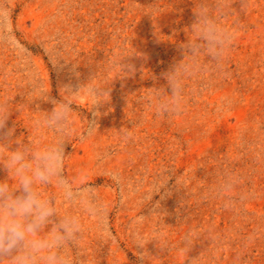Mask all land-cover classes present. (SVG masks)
Here are the masks:
<instances>
[{
    "label": "rangeland",
    "instance_id": "obj_1",
    "mask_svg": "<svg viewBox=\"0 0 264 264\" xmlns=\"http://www.w3.org/2000/svg\"><path fill=\"white\" fill-rule=\"evenodd\" d=\"M200 2L0 0V101L13 109L0 131L14 127L13 136L26 139L34 134L36 110L53 107L26 98L44 90L61 99L60 87H80L65 142L66 172L98 186L110 205L111 231L98 241L94 218L85 217L84 264H264V0H247L246 11L241 0H231L221 22L237 39L223 68L205 67L200 58L185 82L181 114L157 117L144 99L183 58L180 45ZM90 89L100 94L93 97ZM90 121L95 131L81 139ZM121 127H133L134 139L121 142ZM51 138L48 132L45 140ZM108 170H118L123 185ZM161 171L168 180L147 201ZM225 171L239 176L237 190L249 194L231 209L206 198ZM6 175L0 169V178ZM140 214L151 215L144 231L166 245L149 241L150 261L129 238L130 219Z\"/></svg>",
    "mask_w": 264,
    "mask_h": 264
},
{
    "label": "clouds",
    "instance_id": "obj_2",
    "mask_svg": "<svg viewBox=\"0 0 264 264\" xmlns=\"http://www.w3.org/2000/svg\"><path fill=\"white\" fill-rule=\"evenodd\" d=\"M241 3L242 10L246 11L247 0ZM193 11L191 35L180 45L183 58L162 74L166 83L144 97L157 117L181 114L186 108L185 82L201 67L200 58L207 59L205 67L223 68L237 39L238 32L221 22V17L231 12V0H214L211 8L201 0ZM50 52L57 63L54 48ZM78 89L67 85L60 87L61 99L44 90L39 96L26 98L27 104L35 98L53 104L51 110H36L39 114L33 117L31 124L34 134L27 135L26 139L22 135L13 136L14 127L0 131V169L7 173L0 178V261H7V264H84L87 258L81 257H87L83 241L88 231L85 217L94 218L98 241L106 242L111 237L110 205L98 186L79 174L66 172L65 161L69 154L65 152V142L71 141L73 103ZM90 92L93 97L100 94L96 89ZM98 102L102 101L97 100L94 105ZM15 109L22 110L21 107ZM11 111L7 102L0 101V130L5 129ZM95 125L90 121L80 138L92 135ZM48 132L52 133V138L46 141ZM134 136L133 127L119 129L121 142H128ZM13 144L16 147H10ZM105 175L114 184L123 185L118 170H108ZM167 180L165 171H161L144 198L151 200L153 193L159 192ZM239 184V176L225 171L209 188L206 198L218 199L225 209L234 208L237 201L243 202L249 197L248 193L237 190ZM124 203L121 199V204ZM150 216L132 217L129 231L132 245L145 247L139 255L148 261L151 257L146 248L149 241L156 239L161 247L166 246L162 236L144 231L143 225Z\"/></svg>",
    "mask_w": 264,
    "mask_h": 264
}]
</instances>
